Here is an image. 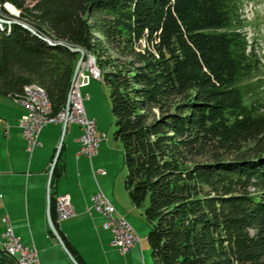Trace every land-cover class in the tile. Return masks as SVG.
<instances>
[{
	"label": "trees",
	"instance_id": "1",
	"mask_svg": "<svg viewBox=\"0 0 264 264\" xmlns=\"http://www.w3.org/2000/svg\"><path fill=\"white\" fill-rule=\"evenodd\" d=\"M244 1L0 0V18L38 34L0 22V94L37 84L55 116L80 56L68 46L93 56L153 264H264L262 63ZM0 264H15L2 247Z\"/></svg>",
	"mask_w": 264,
	"mask_h": 264
},
{
	"label": "crops",
	"instance_id": "2",
	"mask_svg": "<svg viewBox=\"0 0 264 264\" xmlns=\"http://www.w3.org/2000/svg\"><path fill=\"white\" fill-rule=\"evenodd\" d=\"M88 76L82 70L77 79L89 85L92 78L87 79ZM25 113L24 105L10 95L0 94V236L5 228L3 219L7 217L20 241L36 248L39 264H73L50 230L48 214L51 213L65 246L67 241L75 250L72 253L68 249L78 264H151L140 239L123 254L111 245V234L102 227L104 217L90 209L91 197L101 189L124 214L128 192L124 179L117 180L112 167L118 145L111 144L106 136L90 160L79 153L78 124L67 122L64 126L49 122L41 129L39 145L29 153L20 127ZM59 143L60 152L50 178ZM100 168L103 174H93V170ZM60 193L70 195L74 215L57 221L53 198Z\"/></svg>",
	"mask_w": 264,
	"mask_h": 264
},
{
	"label": "built area",
	"instance_id": "3",
	"mask_svg": "<svg viewBox=\"0 0 264 264\" xmlns=\"http://www.w3.org/2000/svg\"><path fill=\"white\" fill-rule=\"evenodd\" d=\"M82 70H85L90 78L97 80V72L94 70L88 54L82 63L80 72ZM23 88L31 91V94L39 99L40 104H43V108L49 109L51 107V103L41 86L31 83L24 85ZM14 100L26 107V113L20 120V127L23 137L26 140V148L29 153H32L35 147L39 145L41 129L49 123H45V120L40 115H34L32 108L21 103L17 95L14 96ZM65 121L79 125L81 129V133L77 138L79 153L87 156L91 160L98 151L100 141L106 139V134L104 132L97 134L95 120L89 118L86 114L84 96L80 91L79 79L75 80V86L70 96L68 112L61 116V119L55 123H63ZM96 172L103 174L104 170L101 168L93 170V174ZM53 209L57 221L72 217L74 215V207L70 195L68 193L56 194L53 198ZM90 209L97 211L104 217L102 227L109 230L111 234V245L116 247L120 253L127 252L139 241V237L124 214L117 210L115 205L106 197L101 189L91 197ZM3 221L5 228L0 236V244L12 250V258L16 260L17 264H39L36 248L34 246H25L20 241V238L15 235L13 227L7 217Z\"/></svg>",
	"mask_w": 264,
	"mask_h": 264
},
{
	"label": "rangeland",
	"instance_id": "4",
	"mask_svg": "<svg viewBox=\"0 0 264 264\" xmlns=\"http://www.w3.org/2000/svg\"><path fill=\"white\" fill-rule=\"evenodd\" d=\"M3 8L12 15H18V10L15 11L14 8L9 5H7L8 9L6 8V5L5 7L3 5ZM241 13L242 17L246 20L245 27L242 31L245 33L248 41L255 46V49L261 58V70L252 78V80L263 81L259 91L264 100V0H245L242 5ZM6 18L7 17H3L2 19L10 20ZM87 79H90V77L88 76ZM85 84L86 83L81 80L80 87ZM81 93L84 96V108L87 116L96 119V126L99 128L97 132L100 134V131L102 130L106 134L107 140H109L111 144H117L119 147V151L115 152L112 167L114 168L116 179L121 181L124 179L126 169L123 164L122 145L113 135L115 126L110 109L109 88L102 80L92 79L89 85L83 86ZM126 195L128 202L127 206L125 205L123 207L124 210L122 211L125 218L139 237L141 246L144 247L150 257L151 264H153L150 255V247L146 240V235L150 227L144 217V206L134 205L130 200L128 193ZM0 247H2L1 244Z\"/></svg>",
	"mask_w": 264,
	"mask_h": 264
},
{
	"label": "water",
	"instance_id": "5",
	"mask_svg": "<svg viewBox=\"0 0 264 264\" xmlns=\"http://www.w3.org/2000/svg\"><path fill=\"white\" fill-rule=\"evenodd\" d=\"M3 5H4V7H5V5L12 6L10 3H4ZM2 21L3 20L0 18V22H2ZM9 22H14V23L20 24L21 26H23L24 28H26L27 30H29L30 32H32L33 34H37V32L31 26H29L26 23L20 22L18 20H9ZM40 37L43 38L44 40H46L51 45H55V44H58V43L60 44L61 43V42H52L51 40H49L48 38L43 37V36H40ZM68 47L70 48V50L79 52V54H80L79 59L77 60V63H76L75 69H74V73H73V77H72V81H71V83H73L76 80V78H77V76H78V74H79V72L81 70V66H82V63H83V58H84V54L85 53H84V50L82 48H80V47H71V46H68ZM68 110H69V97L67 98L66 105H65V108H64V112L67 113ZM66 124H67L66 121L63 122V125L64 126ZM60 146H61V143H59V145L57 146L56 153H55L54 159L52 161V166H51V169H50V178L52 176V170H53L54 165H55V163L57 161L58 154L60 152ZM49 204H50V201H49ZM48 225L50 227L51 232L56 237V239L59 241V243L62 245L64 251L67 253V255L69 256V258L71 259V261L73 262V264H78V262L76 261V259L70 253V251L68 250V248L65 246V244H64V242L62 240V237L60 236V233L57 230V228H56V226H55V224L53 222V218H52L51 213L48 214Z\"/></svg>",
	"mask_w": 264,
	"mask_h": 264
},
{
	"label": "bare ground",
	"instance_id": "6",
	"mask_svg": "<svg viewBox=\"0 0 264 264\" xmlns=\"http://www.w3.org/2000/svg\"><path fill=\"white\" fill-rule=\"evenodd\" d=\"M88 57H89L91 64L93 65L94 70H96L97 72V79H100V72L95 65L94 58L90 55ZM74 86H75V81L71 84V87L69 90V94H68L69 101H70V96L73 92ZM17 96L21 103L26 104L28 105V107L32 108L34 115H40L43 118V120H45V123L57 122L58 120L61 119V116L66 114L65 112H59L55 116H51V107L49 109L43 108V104H40L39 99H37L35 95H32L31 91H29L27 88H23V91L17 94ZM2 248L12 257L11 249L5 248L4 246H2ZM15 264H17L16 260H15Z\"/></svg>",
	"mask_w": 264,
	"mask_h": 264
}]
</instances>
